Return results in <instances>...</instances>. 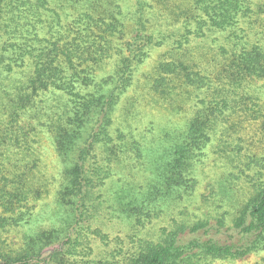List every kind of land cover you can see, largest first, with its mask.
Wrapping results in <instances>:
<instances>
[{
	"label": "trees",
	"instance_id": "trees-1",
	"mask_svg": "<svg viewBox=\"0 0 264 264\" xmlns=\"http://www.w3.org/2000/svg\"><path fill=\"white\" fill-rule=\"evenodd\" d=\"M158 49L146 94L122 111ZM261 80L264 0H0V264H216L264 251V155L248 151L227 154L247 199L148 236L192 197L214 141L264 116ZM149 95L168 120L141 127ZM40 134L60 161L44 218L33 211ZM112 237L115 255L97 258Z\"/></svg>",
	"mask_w": 264,
	"mask_h": 264
},
{
	"label": "rangeland",
	"instance_id": "rangeland-1",
	"mask_svg": "<svg viewBox=\"0 0 264 264\" xmlns=\"http://www.w3.org/2000/svg\"><path fill=\"white\" fill-rule=\"evenodd\" d=\"M163 53V49L154 51L147 59V62L142 66L137 86L125 97V102L121 107L122 111L124 107L129 104L128 100L138 99L139 103V97L146 94L145 92L147 90L144 87V82L147 79L146 76L154 69L158 60L163 56ZM262 87H264V80H261V82L256 85V88L260 90V94L263 93L260 101L257 102L259 108L261 107L264 113V88ZM139 111V118L142 119L141 127H149L152 119L157 121V126L168 120L166 111L161 108L160 105L156 103V99L150 95L146 96L145 100H141ZM263 120V115L258 122H255L251 117L244 120V123L239 125L236 119L234 129H237L238 133L233 135L232 139H228L229 137L226 138V136L224 137L225 141L229 140L228 146L225 148V141H214L213 146L208 150L205 161L198 169L197 177L199 183L192 197L181 204L180 208L174 214H170V216L162 220L154 221L155 225H153V229L148 232V236L161 232L163 227L168 226L169 223L172 222L173 217H176L180 221L183 219L193 221L197 219H206L214 215L216 206L221 205L225 201H227L226 208L230 209L234 205L240 203V201L248 198L252 189L247 182V173L238 174V172H241V166L239 168L232 166L227 158V154L234 155L236 153H241L243 156H246L245 153L248 151L252 154L257 153L260 156L264 155ZM40 135L41 136L37 138V142L34 143L36 149L35 155L37 157L35 178L37 182L43 186L44 191L42 197L33 204V206H35L33 211L41 214V217L44 218L54 216L56 213L54 196L59 186L60 161L48 135ZM220 135H224V133L220 132ZM242 167L245 166L242 165ZM224 192L227 193L225 198L222 197ZM221 209L223 208L221 207ZM8 235V238H2L8 239V241H10L9 243H13V241L18 238V233L16 231L8 233ZM110 241L111 243H109ZM109 242L107 240L104 242H96V253L93 254L96 255L97 258L115 255V252H117V244H115V242H117V240L112 237ZM85 252H89L88 249H86ZM116 259H121V255H118ZM216 264H264V251L251 253L236 260L219 261Z\"/></svg>",
	"mask_w": 264,
	"mask_h": 264
}]
</instances>
